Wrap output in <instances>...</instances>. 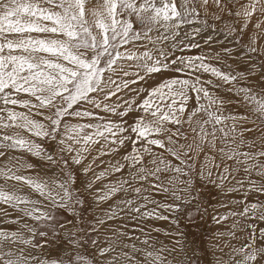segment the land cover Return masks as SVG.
Returning a JSON list of instances; mask_svg holds the SVG:
<instances>
[{
  "label": "snow or ice",
  "instance_id": "snow-or-ice-1",
  "mask_svg": "<svg viewBox=\"0 0 264 264\" xmlns=\"http://www.w3.org/2000/svg\"><path fill=\"white\" fill-rule=\"evenodd\" d=\"M206 30L235 44L251 32L249 69L232 68L227 46L187 54ZM254 57L264 58V0H0V204L19 213L0 209V224L16 225L0 227V264H200L194 240L176 241L179 256L144 222L169 221L164 234L184 237L182 217L191 221L188 209L200 213L214 189L243 194L211 215L228 228L217 237L236 242L216 264H264V80L253 83ZM90 200L114 202L86 228Z\"/></svg>",
  "mask_w": 264,
  "mask_h": 264
},
{
  "label": "rangeland",
  "instance_id": "rangeland-1",
  "mask_svg": "<svg viewBox=\"0 0 264 264\" xmlns=\"http://www.w3.org/2000/svg\"><path fill=\"white\" fill-rule=\"evenodd\" d=\"M220 27H223V25H220ZM189 31H192L191 28H189ZM207 32H210V30H206L205 32L201 33L199 36H196L195 39L196 41L199 42L200 48L199 49H194L191 53H187L190 55H196L199 54L201 50L205 52H210L212 50H220L222 46H227L229 48L233 49V55L231 58L228 59V63L232 65V68L234 70H239V71H246L250 67V62L247 59L248 53L246 51V45L248 43L249 36L251 35V32H249L247 35H244L241 39L240 44H235L234 38H229L225 39L223 37V33H218V32H211L212 34L207 35ZM217 33V34H216ZM248 38V39H247ZM210 42V43H209ZM254 63L257 65L255 68V76L252 77L253 83H257L258 80H264V77L260 76V71L261 68L259 67L260 65H264V58L256 59L255 57ZM207 78V77H205ZM230 110L236 111V112H245L247 111L246 108H237L235 105H230L228 106ZM246 127H251V124L245 125ZM246 135L251 136V133H247ZM90 158V157H89ZM104 160L110 159V157H103ZM119 158V157H117ZM25 159L29 160V162H35V158H32L30 156H27L25 154ZM174 163H178L177 161H173ZM104 167V165H101V168ZM101 170L100 168H97L96 171ZM22 174L30 175L33 177H36L38 175V170H26ZM49 176L51 177L52 171L51 170H46L44 172H39V177L43 178V176ZM118 177H112L109 178V180L116 179ZM254 180L259 181L260 177L253 175L251 177ZM81 180H84L85 178L83 176L80 177ZM237 179L244 180L245 183H247V178L243 171L237 174ZM109 180L101 181L98 183H101L100 186H95V187H101L102 184L108 183ZM3 181H0V183ZM14 183V182H9ZM97 183V184H98ZM80 185H77L79 187ZM229 185H225V192L226 189ZM18 187L25 188L24 185L20 184ZM30 190L26 186V192H29ZM224 194H217V190H213L211 195H206L202 206H201V212L198 213L195 208L188 209L193 214V219L189 221L187 219V216L185 215L181 219V224H180V231L183 232L185 235L184 237H181L179 235L174 236H168L171 238V241H166L162 235H165V232L168 231H174L175 226L171 225L169 221L163 220V222H150L146 221L144 223V226L146 228H158L160 229V233L158 232H153L152 237L159 242V245H165L167 247H175L177 249V253L179 256H182L183 253L179 251L180 245L176 243V241H195L196 245L198 246V251L200 254V264H216L217 258L220 259H227L226 253L229 252V248L225 247L226 244L232 243L235 244V241L230 240V237L227 235L224 236H219L217 237V232H223L226 233L228 231V228L226 226L220 227L217 226L212 220H211V215L213 214V211H217L219 213H223L227 211L225 208H221L220 204L222 202H226L227 200L230 201L232 199H241L242 193H233V194H228L224 195L225 200L222 199ZM252 197V198H251ZM158 201L161 203H171V200H168L167 196L165 194L157 195L155 197ZM250 200L255 201L256 197L255 196H250ZM260 200L264 201V197H260ZM113 203L114 201H109ZM109 202L107 203H101L99 205L92 203L91 200L89 201V204L85 205V210H82L81 215L83 218V223L81 226L83 227H88V223L93 220L94 216L98 215H103V213L108 209ZM108 204V206H107ZM106 207V208H105ZM208 209V214L202 215L203 208ZM237 209H240L243 207V205H235L233 206ZM0 209L6 210L10 216L8 217L9 219L19 215V213L14 212L12 209L8 208L7 205L0 204ZM5 219L3 215H0V220ZM165 221V222H164ZM162 223V226L161 224ZM164 224V225H163ZM167 224V225H166ZM264 226V225H262ZM0 227H4L7 229H15L16 225L14 224H0ZM130 234L131 235H139V232H131V226H130ZM163 231V232H162ZM95 235V234H93ZM101 240L104 239V232L103 229L101 230L100 234ZM142 239V237H141ZM222 243V244H221ZM171 244V245H170ZM158 245V246H159ZM174 245V246H173ZM222 248L223 252L219 251L218 249ZM206 250V251H205ZM83 255H90L89 253H84L82 252ZM171 259V257H169Z\"/></svg>",
  "mask_w": 264,
  "mask_h": 264
},
{
  "label": "bare ground",
  "instance_id": "bare-ground-1",
  "mask_svg": "<svg viewBox=\"0 0 264 264\" xmlns=\"http://www.w3.org/2000/svg\"><path fill=\"white\" fill-rule=\"evenodd\" d=\"M212 34V33H211ZM217 34V33H216ZM207 35H209V32H207ZM248 39V38H247ZM102 159H104V158H102ZM107 160H108V158H107ZM24 175H26V174H24ZM1 183H3V182H1ZM101 185V183H98L96 186H100ZM23 191L25 192V193H28V192H26V186H25V188L23 187ZM224 196V195H223ZM225 197L226 196H224V197H222V199L223 200H225ZM35 198H38V197H35ZM252 198V197H251ZM168 200H170V199H168ZM228 201V200H227ZM225 202V201H224ZM108 204H111V202H109ZM108 204H107V206H108ZM106 208V207H105ZM161 212H163V210L161 209L160 210ZM165 215H168V213H164ZM163 222V220H151L150 222H155V223H158V222ZM165 222V221H164ZM144 223H146V222H144ZM11 224V223H10ZM161 224V226H162V223H160ZM5 225V224H4ZM8 225V224H7ZM164 225V224H163ZM167 225V224H166ZM161 231V230H160ZM163 232V231H162ZM158 234H161L160 232H158ZM162 235V234H161ZM162 237L167 241H171V238H169L168 236H166V235H162ZM175 237V236H174ZM143 238V237H142ZM222 244V243H221ZM171 245V244H170ZM174 246V245H173ZM222 253H224L223 251H222Z\"/></svg>",
  "mask_w": 264,
  "mask_h": 264
}]
</instances>
